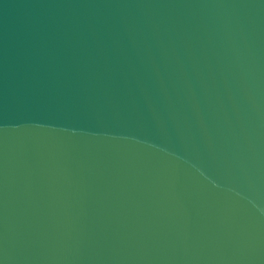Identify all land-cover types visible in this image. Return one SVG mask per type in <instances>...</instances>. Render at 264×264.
I'll return each instance as SVG.
<instances>
[{"label":"water","instance_id":"water-1","mask_svg":"<svg viewBox=\"0 0 264 264\" xmlns=\"http://www.w3.org/2000/svg\"><path fill=\"white\" fill-rule=\"evenodd\" d=\"M0 264H264V0H0Z\"/></svg>","mask_w":264,"mask_h":264}]
</instances>
